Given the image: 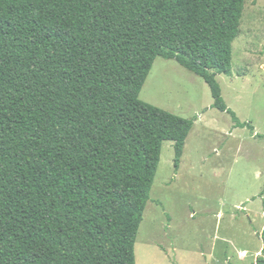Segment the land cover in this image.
<instances>
[{
	"label": "trees",
	"instance_id": "obj_1",
	"mask_svg": "<svg viewBox=\"0 0 264 264\" xmlns=\"http://www.w3.org/2000/svg\"><path fill=\"white\" fill-rule=\"evenodd\" d=\"M245 0H0V264H135L160 161L194 120L139 94L156 58L232 75ZM264 140L263 136H256ZM264 217V214H263ZM262 248L255 264H264Z\"/></svg>",
	"mask_w": 264,
	"mask_h": 264
},
{
	"label": "rangeland",
	"instance_id": "obj_2",
	"mask_svg": "<svg viewBox=\"0 0 264 264\" xmlns=\"http://www.w3.org/2000/svg\"><path fill=\"white\" fill-rule=\"evenodd\" d=\"M223 101L242 123L213 109L206 83L156 58L139 99L194 120L177 170L172 142L160 161L140 224L135 264H255L264 227V0H245Z\"/></svg>",
	"mask_w": 264,
	"mask_h": 264
}]
</instances>
